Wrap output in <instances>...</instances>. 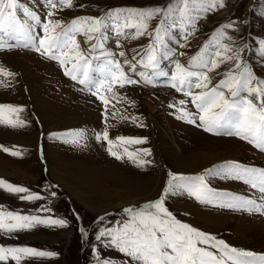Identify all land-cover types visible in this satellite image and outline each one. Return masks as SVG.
<instances>
[{
	"label": "rangeland",
	"instance_id": "rangeland-1",
	"mask_svg": "<svg viewBox=\"0 0 264 264\" xmlns=\"http://www.w3.org/2000/svg\"><path fill=\"white\" fill-rule=\"evenodd\" d=\"M19 1L35 11L42 22L51 10L54 13L51 19L59 20L64 25L77 18L101 17L109 10L167 7L170 3L175 7L179 2L73 0V7L69 9L52 8L50 4H45V0L41 3ZM21 18L23 19L22 15ZM160 20V16L152 19L148 31L155 30ZM228 24H232L233 28L224 29V32L231 39L221 37L220 42L228 44L234 51L239 50L242 64L252 73L254 84L257 81L264 83V0H223V7L200 19L187 39L183 36L182 28L170 31L164 47L171 55L169 58H161L160 67L164 65L165 72L171 74L174 71V61L180 59V63L187 66L190 59L206 44L211 46L214 43L213 35ZM172 32L179 36L178 40ZM80 37L82 40L86 39L84 36ZM77 38L82 48L79 36ZM114 38L119 37L109 31L104 47L114 54L115 59L122 62L130 61L133 57L138 60V53L144 52L151 42V37L147 34L138 38L129 35L126 38L120 37V46L117 47ZM121 51L125 53L124 57L119 56ZM26 52L28 51L20 47L0 50V67L14 73L13 77H0V104L21 107L23 111L19 114H11L9 117L5 113V117L15 120L18 115L19 119L25 121L24 126L15 128L0 124V178L14 185L26 186L43 199L22 201L19 196L26 194H9L0 190V205L9 210H23L21 214L62 218L67 221V226L40 225L31 230L14 233L11 237L0 233L2 246H26L55 253L50 258L27 257L20 264H97L96 253L100 254L101 259H109L111 264H125L128 258L117 250L105 247L102 242L96 241L95 236L101 227L111 226L108 221L120 219L125 207H139L159 199L169 171L182 175H198L228 161L264 170V152L246 141L235 136L207 133L197 126V120L196 124H189L177 119L179 113L176 108L184 107L192 113H196V109L191 98L169 87L167 80H158L161 83L156 86L157 80L154 84H145L140 76V81L148 87L138 83L125 85L123 88L115 85L112 91L121 98L119 101L102 89L101 94L109 100L105 120V104L82 85L65 76L58 62L33 50ZM92 62L97 70L102 66L99 60ZM233 67L234 61H226L209 72L210 87L224 79L225 73ZM24 72L25 76L22 75ZM148 75L151 76L149 73ZM27 80L31 88L38 87L35 89L37 92L34 98L29 95ZM37 97L39 98L36 99ZM182 100L186 101L185 105H180ZM170 104L175 107H169ZM147 105L157 108V114L152 115V118H156L154 121L165 129L166 134L159 137L158 131L154 129L155 125L149 123ZM113 112L116 113L115 116L112 115ZM56 117L63 122H73V127L61 129L64 125L57 124L54 120ZM132 117L136 118L135 123ZM105 127L112 141L123 136L146 138V143L136 145L115 142L113 151L124 157L117 160L108 154L106 141L97 142L95 139L96 134L103 133ZM78 132L85 133L82 143L69 142L68 137ZM5 147L10 150L19 149L22 156H11L3 151ZM125 149L128 152L150 149L151 155L145 159L151 163L143 168L133 165L128 161ZM216 156L233 158L213 163L203 169L198 166ZM55 170L60 171L61 180L68 184L70 190L54 178ZM68 175H74L75 185ZM80 182L86 187L81 188ZM208 183L215 190L239 194L264 203L258 190L241 181L211 178ZM113 187L118 189L122 200H133L134 204L111 208L110 202L113 200L103 192ZM83 192L89 193L83 197L80 195ZM41 205L50 208L51 212L37 213L36 210ZM165 206L181 222L224 240L237 249L264 255V214L203 205L186 193L170 195ZM101 217L105 219L100 220ZM6 264L16 262L9 258Z\"/></svg>",
	"mask_w": 264,
	"mask_h": 264
},
{
	"label": "snow or ice",
	"instance_id": "snow-or-ice-1",
	"mask_svg": "<svg viewBox=\"0 0 264 264\" xmlns=\"http://www.w3.org/2000/svg\"><path fill=\"white\" fill-rule=\"evenodd\" d=\"M45 4H50L52 8L71 9L73 0H45ZM219 7H223V0H179L175 7L170 3L167 7L149 9H115L101 17L77 18L64 25L59 20L51 19L54 14L51 10L42 22L35 11L22 6L19 0H0V50L24 47L58 62L65 76L82 85L105 104V120L109 100L101 94V90L111 93L119 101L121 98L112 91L115 85L123 88L125 85L140 82L124 70L125 65L131 73L143 77L145 84H154L156 79L167 77V83L177 92L190 97L196 109V113H192L184 107L176 108L179 113L177 119L196 124L198 115L197 126L202 127L205 132L217 136H235L264 152V83L257 81L254 84L252 73L242 64L239 50L234 51L228 44L220 42L221 37L231 39L225 35L224 29L233 28L232 24L222 26L212 37L214 43L211 46L206 44L190 59L187 66L174 61V71L171 74L160 69L161 58H169L171 55L164 47L168 33L182 28L184 38L187 39L195 30L196 23ZM18 12L22 13L23 19ZM157 16L161 17L160 23L155 30L149 32V23ZM109 31L117 37L125 38L129 35L138 38L147 34L151 37V42L144 52L138 53V60L136 57L132 58L135 63L125 60L122 64L104 47ZM78 36H84L85 42L90 45L87 53L81 50ZM116 43L119 47V40ZM119 56L124 57L125 53L121 51ZM93 60L101 61L102 66L98 70L94 67ZM226 61H234V67L225 73L224 79L210 87L208 73ZM137 67L146 69L147 72L137 73ZM13 76L14 73L0 67V77ZM179 103L185 105L186 101ZM169 107L175 105L170 104ZM22 111L21 107L0 104V124L13 128L24 126L25 121L19 119L18 115L15 120L5 117V113L10 117L11 114ZM112 115L115 116L116 113L113 112ZM131 119L136 122L135 117ZM84 137V132H78L68 137V140L81 144ZM95 139L97 142L106 141L108 154L117 160L124 157L113 151L115 142L136 145L146 143V138L123 136L112 141L109 139L107 127L103 133H97ZM3 151L13 157L22 156L19 149L10 150L5 147ZM125 154L128 161L137 167L143 168L151 163L145 159L151 155L150 149L136 152L125 149ZM211 178L241 181L258 190L264 199V170L239 162H224L198 175H182L169 171L159 199L139 207H125L120 219L108 221L111 226L99 229L95 236L96 241L128 258L125 264H129V261L131 264H264V255L237 249L224 240L181 222L165 206L170 195L186 193L203 205L264 214V203L239 194L215 190L208 183ZM0 190L9 194H26L19 196L22 201L43 199L26 186L14 185L2 178ZM52 195L55 196V193ZM22 211L9 210L0 205V233L11 237L14 233L31 230L40 225L67 226V221L62 218L21 214ZM36 212L50 213L51 209L41 205ZM54 255L52 252L38 251L26 246L0 245V262L4 264L9 258L20 264L27 257L50 258ZM96 259L97 264H111L109 259H101L99 253H96Z\"/></svg>",
	"mask_w": 264,
	"mask_h": 264
},
{
	"label": "bare ground",
	"instance_id": "bare-ground-1",
	"mask_svg": "<svg viewBox=\"0 0 264 264\" xmlns=\"http://www.w3.org/2000/svg\"><path fill=\"white\" fill-rule=\"evenodd\" d=\"M36 1H40V0H36ZM18 14L19 15H22V13H19L18 12ZM177 30H179V28L177 29ZM180 34V33H179ZM181 35H183V34H181ZM184 36V35H183ZM79 38H80V43H81V45H82V50L85 52V53H87L88 52V46H87V44H86V42H85V39L84 40H82V38L79 36ZM84 38V37H83ZM114 40H119V42H121L120 40V37L117 39V38H114ZM20 48H22V49H25V50H27L28 52H26V53H30L29 51L31 50V49H28V48H24V47H20ZM120 60V59H119ZM93 61H96V60H93ZM121 61V60H120ZM130 61H132V58H130ZM177 61H179V62H182L180 59H178ZM133 62V61H132ZM121 63L123 64V62L121 61ZM133 63H135V62H133ZM185 65V64H184ZM186 66V65H185ZM160 69L161 70H163V71H165L164 70V65H161V67H160ZM124 70L126 71V72H128L129 73V75L130 76H132V77H134V78H136V79H138V80H140L141 78H140V75H137V74H134V73H131L130 71H129V68L125 65L124 66ZM141 71H143V72H147V70L146 69H142V68H140V67H137V69H136V72L137 73H140ZM150 75H151V73H149ZM22 75H24L25 76V72H24V74H22ZM157 80V85H159L161 82H159L158 80H168V78L167 77H161V78H159V79H156ZM27 83H28V89H29V92H30V97L31 98H34L35 97V92H37L35 89H37V88H35V89H33V88H31V85H30V83H29V81L27 80ZM167 85L169 86V87H171L168 83H167ZM194 91H198V90H194ZM39 97H37L36 99H38ZM148 106V108H149V111H148V113H149V115H150V117H149V123L151 124V125H155L154 127V129H156L158 132V135H159V137L164 133V134H166V131H165V129L162 127V126H160L159 124H157L154 120L156 119V118H152V115H154L156 112H157V108L156 107H151L150 105H147ZM38 107H40V108H42V106H38ZM157 114V113H156ZM54 115H55V113H54ZM53 115V116H54ZM45 117V116H44ZM43 118V117H42ZM48 118V117H47ZM45 120V119H44ZM54 120H56V122H57V124H60V125H64V127H62L61 129H69V128H72L73 126H72V123L73 122H70V121H66V122H63V121H60V120H58V118L56 117V119L54 118ZM47 121V120H46ZM45 121V122H46ZM76 126V125H75ZM61 129H56V130H61ZM153 129V130H154ZM53 130V129H52ZM154 135V134H153ZM155 138V137H154ZM171 139V138H170ZM171 141L173 142V140L171 139ZM154 142H155V139H154ZM17 143H19V142H17ZM30 143V142H29ZM20 144V143H19ZM233 157H219V156H216V157H213L212 159H208V160H206L205 162H203L202 164H199L198 166H202L201 167V169H203V168H205L206 166H208V165H211V164H213V163H216V162H219V161H223V160H229V159H232ZM3 167H5L3 164H1ZM50 165V164H49ZM200 168V167H199ZM196 169H198V168H196ZM200 170V169H199ZM194 172H196V171H194ZM53 175H54V178L59 182V183H62V185L64 186V187H66L68 190H70L68 187H67V185L61 180L62 178H61V174H60V171H58V170H55V171H53ZM67 175V174H66ZM69 176V175H68ZM67 176V177H68ZM76 176V175H75ZM64 177L66 178V176L64 175ZM69 179H70V181L73 183V182H76V179H75V177H74V175L73 176H69ZM74 184V183H73ZM121 184V183H120ZM75 185V184H74ZM79 185H81V188H85L86 187V185H82L81 184V182H80V184ZM119 185V184H118ZM124 185V184H123ZM134 186V185H133ZM71 189H73L72 187H70ZM136 189V188H135ZM82 190V189H81ZM95 190L97 191V189L95 188ZM121 191V190H120ZM90 192V191H89ZM89 192H87V193H89ZM84 194H80L81 196H85V195H87V193L86 192H83ZM103 193H107V196H109L112 200H113V202H110V207L111 208H114V207H120V206H128V205H131V204H134V203H132V201L133 200H130V201H124V200H122V196H121V194H120V192L118 191V189L117 190H115L114 189V187L113 188H110L109 190H107V191H105V192H103ZM102 194V193H101ZM91 195V194H90ZM96 195V194H95ZM126 197V196H125ZM110 198H109V200H110ZM80 199H81V197H80ZM138 200H140V199H138ZM127 202V203H126ZM136 202V201H135ZM141 201H139V202H136V203H140Z\"/></svg>",
	"mask_w": 264,
	"mask_h": 264
}]
</instances>
